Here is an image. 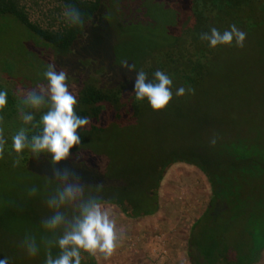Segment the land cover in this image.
Instances as JSON below:
<instances>
[{
    "label": "trees",
    "instance_id": "1",
    "mask_svg": "<svg viewBox=\"0 0 264 264\" xmlns=\"http://www.w3.org/2000/svg\"><path fill=\"white\" fill-rule=\"evenodd\" d=\"M106 1L109 0H0V19L12 17L31 35L49 46L58 62L67 59V65H70V59L79 57L91 43L97 23H110L104 16ZM172 1L188 4L189 20L188 26L175 37L169 34V45L145 52L143 43H121L113 37L114 32L118 29H137L145 25L142 23L121 26L117 20L113 25L110 23L109 28L112 33V53L107 52V56L99 55L98 67L93 66L96 59H92L88 64L81 62L72 67L75 71L71 74L74 76H88L85 80L81 79L82 81L76 79L80 82V90L76 95L78 112L91 121L81 132L82 152L89 151V144L94 140H106L110 132L114 131L115 135L132 132L135 130L134 124L146 115V111L148 114L152 113V108L146 101H135L134 74L122 67L124 60L117 59L121 49L130 48L133 52L141 49L142 56L128 59L130 64L135 63L137 70L143 69L149 76L156 70L168 73L175 86L177 84L193 88L195 91L192 94L199 95L197 100L201 102L204 96H201L198 90L204 91L210 83L207 72L208 67H212L210 57L214 51L206 41L200 39L201 33L209 31L212 27L226 29L232 24L247 33L264 23L261 22L264 20V0ZM110 2L115 3L114 0ZM66 4L81 10L85 20L83 26L69 27L66 24L62 15ZM34 6L41 10L43 17L38 22L33 19ZM108 9H112L111 4ZM0 88L9 93L8 106L0 115L3 116L5 134L9 137L10 151V137L20 126L18 109L22 97L1 82ZM182 101L179 98V104ZM201 115L206 117L205 114ZM225 127L224 124H212L211 132L206 126L199 133L191 131L186 135V126H180L181 135L178 139L168 141L166 147L157 146L158 156L154 162L138 159L129 166L114 163L113 173L111 169L104 168V165L96 168L75 160H69L62 166L71 163L72 166L78 165L76 170L85 184V194L99 195L105 205L118 207L122 214L132 221H139L159 212L161 185L173 166L184 164L198 169L210 186V199L205 212L190 230V264H241L247 254L229 258L235 248L231 247L235 243L231 237L236 224L240 223L244 229L247 238L244 249L248 251L255 250V243L249 236L252 227L262 229L258 234L264 235V120L259 119L256 125L247 123L242 128L228 127L229 132L224 130ZM213 138L216 140L215 144L211 143ZM162 148L165 150L162 151ZM8 151L0 158V164L4 159L14 158V154L9 155ZM47 162L48 159L43 155L35 157L26 151L21 165L27 168L33 163L46 165ZM29 203L30 201L24 206H19L20 214L26 215L29 208L32 212ZM12 213L14 209H10L6 214ZM257 220L259 222H256ZM16 238L17 234L13 228L7 226L4 218H1L0 258L8 257L10 264H44V254L29 256ZM53 252H58V249ZM260 259L261 256H256L250 264H259ZM83 264L98 262L96 257H88L85 254Z\"/></svg>",
    "mask_w": 264,
    "mask_h": 264
},
{
    "label": "rangeland",
    "instance_id": "2",
    "mask_svg": "<svg viewBox=\"0 0 264 264\" xmlns=\"http://www.w3.org/2000/svg\"><path fill=\"white\" fill-rule=\"evenodd\" d=\"M114 1L115 3H112L115 6L110 0L106 1L104 12V16L112 25L118 20L121 26L142 23L145 26L137 29H118L113 37L125 44L131 41L137 45L143 43L145 52L162 45H169L167 44L169 34L175 37L188 26L187 3L172 0ZM109 2L112 11L108 9ZM113 7H115L114 13ZM32 15L37 22L43 18L41 10L35 6ZM110 23L98 22L89 46L79 57L71 58L70 65H67L69 64L66 62L67 59L62 58L66 61L58 62L53 50L31 35L20 23L12 17H3L0 19V82L13 89L18 96L23 97L37 84L44 83L42 74L49 63H54L57 70L66 71L70 90L77 95L80 90L79 81L87 79L88 76L83 74L74 76L71 74L75 71L72 67L81 62L88 64L92 59H96L93 66L98 67V56H107V52L112 53ZM223 30L225 27L221 31ZM213 50L210 57L212 67L209 66L207 72L210 83L203 89L204 91L198 90L199 94L204 96L201 102L197 100L199 95L196 93L175 97L165 110L156 112L151 109L150 114L146 111V115L134 124L135 130L132 132L115 135L113 131L108 133L106 140L105 138L99 141L94 140L89 144L91 147L89 151H83L80 159L75 161L78 163L82 161L81 163L96 168L104 165V168L111 169L113 173L114 163L129 166L138 159L143 162H154L158 156L157 146L166 147L168 141L173 142L174 138L178 139L181 135L180 126H186L184 133L188 135L191 131L199 133L206 126L211 132L212 124H224L226 126L224 130L229 132L228 127L242 128L247 123L256 125L259 119L264 120V23L259 24L251 32H247L244 48L222 46ZM141 53V49L133 52L130 48H123L117 59L128 61L135 56L141 57ZM78 78L79 81L76 80ZM175 87L180 86L176 84ZM179 98L183 100L180 104ZM201 114H205L206 117H202ZM123 146L127 147L120 148ZM164 150L165 148H162V151ZM72 165L71 163L65 166ZM77 166L72 167L76 169ZM83 171L84 169L81 172ZM57 184L58 180L51 178L49 162L46 165L33 163L27 168L24 165L13 167V159H4L0 164V219L4 218L7 226L13 228L19 245L22 244L26 235L34 236L40 245L39 253L44 255L46 248L42 242L49 239L50 234L43 229L42 221L52 214L46 199ZM33 186L38 188L35 196L29 195V189ZM182 194H184L183 201H180L178 197ZM257 194L260 195L259 192ZM159 195V212L139 221L129 220L118 207L104 204L111 218L116 221L121 233V242L112 257L104 259L102 256H97L98 264H190L189 229L191 224L197 222L203 215L208 206L210 186L198 169L178 164L167 173ZM29 201L32 212L29 208L26 215L20 214L19 206H24ZM10 209H14V213L7 215ZM168 221L186 222L182 229L184 238L180 239L177 253L174 251L172 259L163 261L159 258L160 262L156 257L153 259L147 247H142L150 242L144 241L145 243L139 244L136 250H130L128 242L139 235L141 222H149L145 225L146 230L148 227L154 230L157 227L156 230L159 231L155 233L158 234L162 229L154 225ZM243 230L240 223L234 227L231 238L235 243L231 247L235 248H232L233 252L230 253L229 258L247 254L241 264H250L256 256L258 258L261 256L260 264H264V235L258 234L262 229L252 227V231H249L252 235L248 232L255 243V250L249 249V251L244 249L247 238ZM55 249L53 248L52 251ZM56 253L53 252V254ZM154 260L157 261L154 262Z\"/></svg>",
    "mask_w": 264,
    "mask_h": 264
},
{
    "label": "clouds",
    "instance_id": "3",
    "mask_svg": "<svg viewBox=\"0 0 264 264\" xmlns=\"http://www.w3.org/2000/svg\"><path fill=\"white\" fill-rule=\"evenodd\" d=\"M62 15L69 27H81L85 23L81 10L71 4L65 5ZM200 39L213 49L222 46L244 48L247 33L232 24L223 31L212 27L201 33ZM122 67L134 74L135 101H146L156 112L167 109L175 97L195 91L191 87H175L173 78L162 70L149 76L145 70H137L135 63L124 61ZM42 75L44 83L37 84L20 101V126L10 137V151L9 137L0 115V158L8 151L9 155L14 154L13 167H20L26 151L35 157L43 155L51 165V178L58 180L46 199L52 214L42 221L43 229L50 234V238L42 242L46 248L44 264H83L85 254L108 259L121 242L116 221L99 195L85 194L79 172L74 167L62 166L69 160L80 159L81 132L91 121L79 114L78 99L70 90L66 71L57 70L54 63H49ZM8 96V91L0 88V114L8 106ZM211 143H216L215 138ZM37 192L36 186L29 189L31 196ZM22 246L31 257L40 251L32 235L25 236ZM53 248L58 249L55 255ZM0 264H10L9 258H0Z\"/></svg>",
    "mask_w": 264,
    "mask_h": 264
},
{
    "label": "crops",
    "instance_id": "4",
    "mask_svg": "<svg viewBox=\"0 0 264 264\" xmlns=\"http://www.w3.org/2000/svg\"><path fill=\"white\" fill-rule=\"evenodd\" d=\"M148 223L149 222H141V225H142V227H141V229H140V233H139V235H137L135 238H133V239H130V241L128 242L129 244L131 243V242H134V241H137V246H139V244H143V243H148V242H150V243H148V244H144L142 247L144 248V247H147V250L150 252V255H151V257H153V259H155V257H156V259L160 262L161 260L159 259L160 257L156 254L157 252H158V250H159V247H157V245L155 244V243H153L152 242V236L153 235H155L159 230H156L157 229V227H156V229L154 230L153 228H150V227H148V230H146V226L145 225H148ZM195 223V222H194ZM193 223V224H194ZM186 224V222H160V224H156V225H154V226H159L160 227V229H162V230H160L161 232H159V233H163L162 231H166L165 233L168 235V237H169V242H170V246H169V250H170V252H169V258H168V260H170V258L172 259V256H173V254H174V251L177 253V250H178V243H179V241H180V239L181 238H184V235H183V233H182V229H183V227H184V225ZM193 224H191V227H192V225ZM191 227H190V229H189V232H190V230H191ZM153 230V231H152ZM155 231H156V233H155ZM189 235H190V233H189ZM188 235V236H189ZM188 236H187V238H188ZM186 239V238H185ZM145 241V242H144ZM149 244H151L150 246H148ZM153 245V246H152ZM137 246H136V248H137ZM152 246V247H151ZM136 248H135V250H136ZM154 255V256H153ZM156 260V261H157ZM167 260V261H168ZM262 260V259H261ZM155 260H154V262H156ZM163 262V261H162ZM262 262V261H261ZM149 264V263H148ZM260 264V263H259Z\"/></svg>",
    "mask_w": 264,
    "mask_h": 264
},
{
    "label": "built area",
    "instance_id": "5",
    "mask_svg": "<svg viewBox=\"0 0 264 264\" xmlns=\"http://www.w3.org/2000/svg\"><path fill=\"white\" fill-rule=\"evenodd\" d=\"M183 196L184 194L179 196L178 200L183 201ZM151 238H152V242L155 243L157 246H159V250L156 254L160 257L161 260L167 261L170 252L169 250L170 240L168 235L166 233H158L153 235ZM136 246H137V241L131 242L129 244L130 250H135Z\"/></svg>",
    "mask_w": 264,
    "mask_h": 264
}]
</instances>
